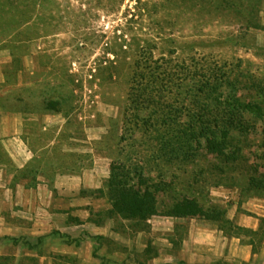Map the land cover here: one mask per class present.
Instances as JSON below:
<instances>
[{"label": "rangeland", "instance_id": "obj_1", "mask_svg": "<svg viewBox=\"0 0 264 264\" xmlns=\"http://www.w3.org/2000/svg\"><path fill=\"white\" fill-rule=\"evenodd\" d=\"M263 188L264 0H0V264H240Z\"/></svg>", "mask_w": 264, "mask_h": 264}, {"label": "trees", "instance_id": "obj_2", "mask_svg": "<svg viewBox=\"0 0 264 264\" xmlns=\"http://www.w3.org/2000/svg\"><path fill=\"white\" fill-rule=\"evenodd\" d=\"M114 167L115 164L112 163L111 177L107 187V198L111 204L112 211L119 214L124 219L146 220L149 217L155 216L156 209L153 203L151 202L148 193H141V191L126 190L125 181L122 178H119V176L115 175ZM252 182H254V180H252ZM191 206L192 205L185 203L181 207H176V209L170 213V216H191L193 214L190 210Z\"/></svg>", "mask_w": 264, "mask_h": 264}, {"label": "crops", "instance_id": "obj_3", "mask_svg": "<svg viewBox=\"0 0 264 264\" xmlns=\"http://www.w3.org/2000/svg\"><path fill=\"white\" fill-rule=\"evenodd\" d=\"M20 128V123H16L14 125V132L11 134L18 140L16 142H22L20 140ZM258 201L262 202L263 204H259L258 207H256L258 209H255V215L251 213L247 218L248 220H242L241 222H239L240 227L252 232H258L259 229L262 228L264 224V221L262 220L264 219V200ZM243 222L246 224H244ZM255 244L257 243H246L243 237L238 236L232 239V242L229 244V252L234 258L239 260L240 264H264V240L260 243V246H257Z\"/></svg>", "mask_w": 264, "mask_h": 264}]
</instances>
